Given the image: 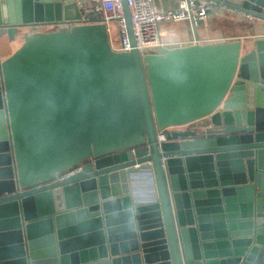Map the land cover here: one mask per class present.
I'll return each mask as SVG.
<instances>
[{"label": "water", "instance_id": "water-1", "mask_svg": "<svg viewBox=\"0 0 264 264\" xmlns=\"http://www.w3.org/2000/svg\"><path fill=\"white\" fill-rule=\"evenodd\" d=\"M202 1L264 21V0ZM82 17L0 0V37ZM83 21L0 59V264H264V40L141 57Z\"/></svg>", "mask_w": 264, "mask_h": 264}, {"label": "built area", "instance_id": "built-area-1", "mask_svg": "<svg viewBox=\"0 0 264 264\" xmlns=\"http://www.w3.org/2000/svg\"><path fill=\"white\" fill-rule=\"evenodd\" d=\"M57 1H62L66 4L74 3L83 14L81 21L78 23L74 22L72 26L88 24L83 21L84 17L89 14H96L98 21L94 23H100L105 26L110 47L114 52L125 53L136 49L141 57L144 55V50L150 53L163 47L160 39V29L164 24L189 22L192 28H195L200 21L205 22L210 9V4L202 0H177L178 8L176 11L157 12L153 5V0H126L129 7L130 22L132 23L133 39L135 40V46L132 47L128 38L127 26L123 19L120 0ZM111 21L118 23V46H115L110 38L109 22ZM164 139L165 137L162 133L157 134L158 143L163 142ZM80 169L81 167H76L66 171L64 175L71 176Z\"/></svg>", "mask_w": 264, "mask_h": 264}, {"label": "crops", "instance_id": "crops-1", "mask_svg": "<svg viewBox=\"0 0 264 264\" xmlns=\"http://www.w3.org/2000/svg\"><path fill=\"white\" fill-rule=\"evenodd\" d=\"M153 5L157 12L176 11L178 8L177 0H153ZM33 31V28L24 29L23 37L34 33ZM19 35L15 37L13 42H9L5 34L0 37L1 60L20 47L21 43H18ZM160 39L163 47L169 49L187 47L195 43L206 45L239 40L243 45L241 49V54H243L246 51V46L256 40H264V21L249 16L245 17L212 4L207 19L198 25L195 30L189 22L167 23L160 29ZM157 52L158 50H153L150 54H157ZM1 168H3V163L0 160ZM1 178H3V173L0 172ZM8 242L2 241L0 246L5 247L9 244Z\"/></svg>", "mask_w": 264, "mask_h": 264}, {"label": "rangeland", "instance_id": "rangeland-1", "mask_svg": "<svg viewBox=\"0 0 264 264\" xmlns=\"http://www.w3.org/2000/svg\"><path fill=\"white\" fill-rule=\"evenodd\" d=\"M109 28H110V38H111V41L113 42V44L115 46H118L119 45V40H118V35H119V31H118V23H116L115 21H111L109 22ZM28 29V28H27ZM32 29V28H30ZM34 29V28H33ZM22 31V32H21ZM37 31H40V32H48V31H51L50 29L48 28H41V27H37V29H34L33 32H37ZM20 34L19 36V41L18 43H21L22 44V41H23V35H24V29L20 30V32L18 33ZM20 44V45H21ZM149 52L147 50H144V54H148Z\"/></svg>", "mask_w": 264, "mask_h": 264}, {"label": "flooded vegetation", "instance_id": "flooded-vegetation-1", "mask_svg": "<svg viewBox=\"0 0 264 264\" xmlns=\"http://www.w3.org/2000/svg\"><path fill=\"white\" fill-rule=\"evenodd\" d=\"M73 24H74L73 22L72 23H58V24H55V26H44L41 28H48L54 32L55 31H68V30L72 29V27H74V26H72ZM48 32H50V31H48Z\"/></svg>", "mask_w": 264, "mask_h": 264}]
</instances>
